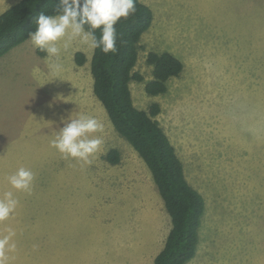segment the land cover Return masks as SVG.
Here are the masks:
<instances>
[{
  "label": "rangeland",
  "instance_id": "obj_1",
  "mask_svg": "<svg viewBox=\"0 0 264 264\" xmlns=\"http://www.w3.org/2000/svg\"><path fill=\"white\" fill-rule=\"evenodd\" d=\"M17 1L0 0V13ZM141 1L153 22L139 42L143 80L131 83L132 98L138 108L160 105L155 118L206 203L187 264H264V0ZM57 46L56 74L30 39L0 57V200L11 192L17 201L0 220V239L10 236L0 264H118L146 252L154 264L172 220L151 171L94 94V49L79 38ZM151 51L184 64L163 94L145 89ZM80 115L102 125L89 162L51 143L62 117ZM21 167L34 174L29 191L9 183Z\"/></svg>",
  "mask_w": 264,
  "mask_h": 264
},
{
  "label": "trees",
  "instance_id": "obj_2",
  "mask_svg": "<svg viewBox=\"0 0 264 264\" xmlns=\"http://www.w3.org/2000/svg\"><path fill=\"white\" fill-rule=\"evenodd\" d=\"M135 8L134 14L122 18L116 25L117 50L106 54L99 48L94 49L90 61L93 90L114 128L147 164L171 217V229L154 264H187L196 255L205 198L188 181L180 157L155 118L160 105L153 103L146 110L138 108L132 98L130 82L143 80L134 70L139 58V42L153 22V11L147 4L135 0ZM58 10L59 0H18L0 13V57L28 39V33L35 30V18L41 12L55 15ZM96 35L99 37V30ZM76 61L84 64L85 53L77 52ZM147 63L153 66V78L145 85L151 95L165 93L168 80L180 75L184 67L181 59L168 51L149 52ZM107 157L118 163L119 151L112 148Z\"/></svg>",
  "mask_w": 264,
  "mask_h": 264
},
{
  "label": "clouds",
  "instance_id": "obj_3",
  "mask_svg": "<svg viewBox=\"0 0 264 264\" xmlns=\"http://www.w3.org/2000/svg\"><path fill=\"white\" fill-rule=\"evenodd\" d=\"M135 11V0H59V10L55 15L41 12L35 18V30L28 33V39L35 48L45 52L47 58L53 61L50 70L56 74L62 67L57 62L61 52V48L57 46L58 42L63 40V47L67 49L74 39L79 38L82 43L93 49L99 48L106 54L115 52L116 25L122 18L127 19ZM96 30L100 32L99 37ZM133 81L135 80H132L130 85ZM53 106L54 102L49 104L50 108ZM65 120L68 122L65 123ZM61 123L63 126L51 142L52 146L65 157L89 162V157L98 151L102 143L99 138L93 136L101 130L102 125L96 118L88 115H80L75 119L62 117ZM33 179V172L24 167L8 177L12 188L18 191H29ZM16 204L13 194L5 193L4 199L0 200V220L8 218ZM9 241L10 236L0 239V249L6 248Z\"/></svg>",
  "mask_w": 264,
  "mask_h": 264
},
{
  "label": "crops",
  "instance_id": "obj_4",
  "mask_svg": "<svg viewBox=\"0 0 264 264\" xmlns=\"http://www.w3.org/2000/svg\"><path fill=\"white\" fill-rule=\"evenodd\" d=\"M169 229V228H168ZM171 229V228H170ZM169 229V231H170ZM169 231L167 232V235L169 233ZM159 237L162 238V233H161V229L159 232ZM167 237V236H166ZM166 241V240H165ZM165 244V243H164ZM163 244V246H164ZM84 247H86L87 249H90V246L87 245V243L84 244ZM44 248V247H43ZM160 252V251H159ZM158 252V253H159ZM157 253V254H158ZM155 254V256L157 255ZM148 258V259H146ZM151 255L149 256L148 252H146L145 254L139 256V255H135L130 259V263L127 262L125 259H117L118 260V264H150L151 263Z\"/></svg>",
  "mask_w": 264,
  "mask_h": 264
}]
</instances>
